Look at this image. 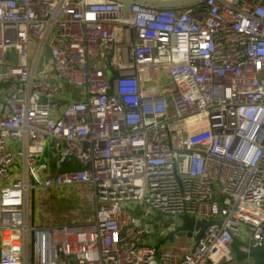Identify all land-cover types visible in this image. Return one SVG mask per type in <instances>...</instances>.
Masks as SVG:
<instances>
[{
	"label": "built area",
	"instance_id": "built-area-1",
	"mask_svg": "<svg viewBox=\"0 0 264 264\" xmlns=\"http://www.w3.org/2000/svg\"><path fill=\"white\" fill-rule=\"evenodd\" d=\"M121 6L0 0V264H252L229 244L264 243V0ZM80 186L92 218L35 224L36 189ZM135 211L213 222L155 248Z\"/></svg>",
	"mask_w": 264,
	"mask_h": 264
},
{
	"label": "rangeland",
	"instance_id": "rangeland-1",
	"mask_svg": "<svg viewBox=\"0 0 264 264\" xmlns=\"http://www.w3.org/2000/svg\"><path fill=\"white\" fill-rule=\"evenodd\" d=\"M63 89L69 94V89ZM34 199L33 217L35 224L38 226L63 225L65 223L77 224L93 216L94 201L90 197V189L87 186H80L77 189L66 188L57 192L36 189ZM142 212L135 211V213L130 212V214L133 217L134 223L149 226L150 230L154 232L152 238L147 241L150 243H154L155 240L163 238L165 236L164 234L171 230L174 224L178 222V217L171 218L165 215L158 216L157 213H148L142 218L141 223L140 216ZM31 220L32 217H30V222ZM185 244V238L179 237L172 245L166 244V247H180Z\"/></svg>",
	"mask_w": 264,
	"mask_h": 264
},
{
	"label": "water",
	"instance_id": "water-1",
	"mask_svg": "<svg viewBox=\"0 0 264 264\" xmlns=\"http://www.w3.org/2000/svg\"><path fill=\"white\" fill-rule=\"evenodd\" d=\"M111 1V0H110ZM119 2L121 6V13L123 16H127L129 6L132 4H138L144 7H152L156 9H184L185 7L191 6L193 4L202 2V0H113ZM31 216H33V203L31 205ZM212 220L206 221H195L193 217H188L183 215L179 218L178 224L168 233L164 238L159 239L154 245L158 248L159 245L163 244L165 241H172L174 236L187 235L190 237L192 235V230H196L197 233L194 236V242L196 243L203 233V229L212 223ZM233 252V260L240 262L245 260V258H250L252 264H264V243L252 245L246 241H242L237 237L233 236L229 244Z\"/></svg>",
	"mask_w": 264,
	"mask_h": 264
},
{
	"label": "trees",
	"instance_id": "trees-1",
	"mask_svg": "<svg viewBox=\"0 0 264 264\" xmlns=\"http://www.w3.org/2000/svg\"><path fill=\"white\" fill-rule=\"evenodd\" d=\"M70 166H72V165H71V164H66V163H65V164L62 165V168H68V167H70ZM168 243H169V242H168ZM170 243H171V242H170ZM171 244H172V243H171ZM171 244H168V245H171ZM164 245H165V243H164ZM164 247L167 248L166 245H165ZM238 263H242V262H238Z\"/></svg>",
	"mask_w": 264,
	"mask_h": 264
}]
</instances>
